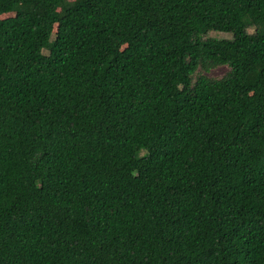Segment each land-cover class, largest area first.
I'll return each instance as SVG.
<instances>
[{
  "label": "trees",
  "instance_id": "obj_1",
  "mask_svg": "<svg viewBox=\"0 0 264 264\" xmlns=\"http://www.w3.org/2000/svg\"><path fill=\"white\" fill-rule=\"evenodd\" d=\"M10 12L0 264H264V0Z\"/></svg>",
  "mask_w": 264,
  "mask_h": 264
},
{
  "label": "rangeland",
  "instance_id": "obj_2",
  "mask_svg": "<svg viewBox=\"0 0 264 264\" xmlns=\"http://www.w3.org/2000/svg\"><path fill=\"white\" fill-rule=\"evenodd\" d=\"M13 16H14L13 12L1 14L0 15V21L5 20L7 18H11ZM56 30H57V25L54 26V32H56ZM208 35L212 36L215 39H230L231 38V35L227 34V33L209 32ZM226 70H227L226 67L219 66V67L213 68L209 72L203 73V74H206L207 76H210V77L220 78L226 72ZM48 89L50 91L54 90V88L51 86H48Z\"/></svg>",
  "mask_w": 264,
  "mask_h": 264
}]
</instances>
